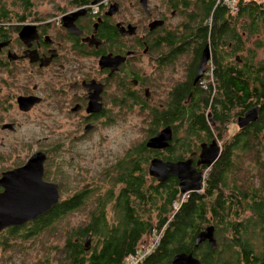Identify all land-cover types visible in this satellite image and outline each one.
I'll return each mask as SVG.
<instances>
[{"label":"flooded vegetation","instance_id":"obj_1","mask_svg":"<svg viewBox=\"0 0 264 264\" xmlns=\"http://www.w3.org/2000/svg\"><path fill=\"white\" fill-rule=\"evenodd\" d=\"M208 3L209 0H97L95 3L66 0L67 8L56 11L58 15L30 6L25 11L28 17L22 19V13L11 16L5 9L10 15L0 21V110L9 114V121H0V131L15 132L22 122L12 117L28 114L39 105L49 112V117L61 116L71 122L73 141L98 136L99 126L111 124L114 113H127L134 107L150 125L153 120L160 121L159 115L168 113V109L186 112L183 119L163 120L142 141L145 144L148 137L163 127L171 128V139L166 147L145 146L144 170L148 175V164L154 157L163 161L188 159L193 170L202 176L197 191L200 193L208 187L206 179L210 178L212 167L217 162L222 163L221 182L211 187L206 196L212 205L221 202L224 211L213 215L208 208L206 215L207 218H233L235 222H228L225 230L229 232L227 238L235 239L232 228L242 230L243 227L244 230V218L256 217L249 208L259 186L253 179H244L242 167L236 165L237 156L243 153L233 155L234 146L253 139L249 134L255 120L243 126L238 122L250 107H258L257 115L260 109L257 104H249L253 92L250 97L246 96L243 104L235 103L229 111L213 102L214 89L209 97L211 108L200 107L199 96H206V91L214 84L213 57H219L223 65L234 67L238 72L246 57L254 63L264 57L258 59L256 55L261 44L253 37L258 34L257 29L252 34L246 33L239 21L241 18L222 24L223 33L213 38L215 45L209 42L208 34L207 41L197 52L203 26L207 24L208 18L203 14ZM192 28L198 30L193 32ZM189 30L191 35L186 39ZM246 41L250 46H246ZM236 45L240 47L236 49ZM204 48L208 55L196 75ZM252 76L255 79L256 74ZM201 79H206L203 87L199 86ZM203 108L204 120L201 121L198 113H202ZM54 135L47 128L46 134L33 141L36 148L29 154L44 153L43 175L46 159L58 147L56 140L51 139ZM106 136L99 135L98 140ZM232 142L236 145L229 149ZM183 143L188 144L184 147ZM202 146L209 152L208 156L218 148L209 166L199 161ZM227 150L231 151L232 159L229 171L224 167ZM127 157L129 152L124 154V162ZM250 162L254 165L253 160ZM150 178L155 183H163V188L172 181L177 187L175 175L169 174L162 180ZM122 187L120 185L118 191ZM117 192L112 195L118 196ZM207 225L213 226L217 248L218 230L211 223L203 228ZM203 242L208 244L206 240Z\"/></svg>","mask_w":264,"mask_h":264},{"label":"trees","instance_id":"obj_2","mask_svg":"<svg viewBox=\"0 0 264 264\" xmlns=\"http://www.w3.org/2000/svg\"><path fill=\"white\" fill-rule=\"evenodd\" d=\"M20 1L26 6V8L23 6L25 12L29 8L27 0ZM214 2L215 0H209L208 5L204 7L203 16L208 19L207 24L203 26L202 42L199 44L197 52L207 41L208 34L210 37L209 42L213 41L212 43L215 45L213 38L215 35L216 38H219V34L223 33L222 29L220 30L222 24H228L230 21L236 22L239 18L244 21L242 22V28L246 33L252 34L255 29L261 31L260 28L264 31L263 1L236 0L234 9H229L217 3L214 6ZM5 11V8L0 5L1 22L10 15ZM25 16L24 13L21 19ZM191 30L195 32L198 29L192 28ZM190 35L191 32L186 34V39ZM239 47L236 45L235 48L238 49ZM248 54L252 53L248 52ZM213 63L214 84L208 88L206 96L204 94L199 96L202 99L200 107H212L209 97L214 89L216 94L215 96L214 93L212 95L214 96L212 97L213 102L220 104L226 111L234 107L235 103L243 104L247 98L246 96L250 97L252 92L253 96L251 97H253V100L249 104H257L260 109V113L252 123L253 127L250 128L249 136L253 135V139L239 142L237 145L232 142L229 143L230 147H228L233 149V145H236L234 150H239L237 152L252 154L254 165L259 170V186L255 191L257 196L255 195L256 197L251 199L249 208L256 217L244 218L243 220L246 225L252 220L253 226L257 225L256 231L250 229V233L254 232L253 235L256 236V239L259 236L257 251L253 253L252 246L246 242L244 236L246 229L243 230V227L242 230L238 227L232 228L235 239H229V242L226 243L229 246L227 252L232 259L225 258L227 260L225 262L220 261L219 258L222 244L214 249H210L209 245L204 242L199 243L196 247L194 246L196 233L207 223L214 224L218 230V236H220L221 232L225 231V228L227 229L228 222L231 224L235 222L233 218H207L206 215L208 208L213 215L222 214L224 211L221 202L217 203L216 206L212 205L207 197L209 189L216 187L218 182H221L222 163L217 162L212 167L211 176L206 179V182H208L207 189L204 188L205 190L200 193L186 192L184 199H179L181 193H179L174 181L165 188H163L164 184L161 182L155 183L152 180V182L147 183L143 165L144 161L147 162L146 158H143L146 149L144 143L141 142L133 152L136 159L134 161L127 160L125 168L121 170L115 179V182L118 181V184L124 186L117 192L118 196H113V193L109 192V196L107 195L103 203L101 199L97 200V204L89 211L87 222L84 225L68 229L63 243L53 247L57 253L59 264H121L128 254L133 253L139 240L150 237L153 232H159L160 230V238L156 247L137 264H169L172 254L179 251H191L201 264H264V158L259 157V153L264 150V59L254 63L253 59L246 57L240 72L233 69L234 67L223 65L219 57L218 59L213 57ZM232 71L236 72L232 74ZM252 74H256L255 79L257 82H255L256 80ZM204 108L201 110L202 113H198L201 116V121L204 120ZM168 110V113L162 112L159 115L160 121L153 120L151 122V127H153L149 130V134H152L163 120L185 118L186 112H179V110L176 112L172 108ZM192 111L196 115V111ZM194 120L197 119L194 118ZM183 144L185 147L188 143ZM230 152L227 150L228 155L225 154L224 167L226 171H229L232 166ZM91 194L92 190L90 188L74 191L63 199H59L56 205L35 220L22 226L7 227L1 230L0 247L10 246L17 240L26 244L27 241L36 239L38 233L52 223L53 220L83 206ZM110 200L115 201L114 207L119 217V221L113 226L108 224L105 216V205ZM174 202L178 204L177 208L173 205ZM152 213H155L154 218L151 217ZM87 233L90 234L91 243L89 248L85 250L82 239ZM20 248L23 249L24 246H20ZM38 264H51V262L49 258L45 257Z\"/></svg>","mask_w":264,"mask_h":264},{"label":"rangeland","instance_id":"obj_3","mask_svg":"<svg viewBox=\"0 0 264 264\" xmlns=\"http://www.w3.org/2000/svg\"><path fill=\"white\" fill-rule=\"evenodd\" d=\"M259 1L264 2V0ZM65 3L66 0H27L28 7L33 6L43 10L54 11L56 15L59 14V12H56L59 9L63 8L65 10L67 8V6H64ZM0 5L8 10V12H11V16L20 13L23 15L25 13L23 6L24 8L26 6L20 0H0ZM215 5L216 0L214 2ZM239 21L244 22L243 19ZM260 29L261 31L259 30L258 34H254L253 36L257 37L261 42L260 46L256 49L258 59L264 57V31L262 28ZM246 46H250L248 42ZM251 48L254 49V47ZM146 71L149 72L150 70ZM205 80L201 79L199 86L203 87ZM8 116V113H3L0 110V121H9ZM12 118L15 121H21L22 124L15 132L0 131V171L24 163L30 152L36 148V144L33 141L46 134L48 128L50 132L55 134L51 139L54 138L56 140L58 147L51 151L48 159H46L44 175L42 177L50 182H59L60 199L82 188H90L92 194L83 206L67 212L43 228L38 233L36 239L27 241L26 244L17 240L10 246H1L0 264H38L45 257L49 258L51 264H59L57 253L53 247L63 243L68 229L84 225L87 222L89 211L97 204V200L101 199L103 203L107 195L109 196V192L116 193L118 191L120 184L115 185V179L119 175L120 169L123 166L125 167L127 160H135L132 153L138 148L139 143L148 136V132L152 127L145 121L142 112L134 107L128 110L127 113H114V121L111 124L104 127L99 126L98 134L101 136L107 135L106 137H102V140H98L99 135H92L83 140L73 141L70 136L72 134L71 122L65 121L61 116L49 117V112L42 105L34 107L28 114H24L23 116L16 115L15 118ZM67 133L70 134L65 137ZM237 151L239 150H235L233 155ZM128 152L129 157L125 158L124 162L123 156ZM242 153L237 156V159L239 166L243 169V178L248 177L250 180L253 179V182L257 185L260 179L259 170L256 168V165H252L250 162L253 155L248 152ZM260 156L264 158V150L259 153ZM235 160L236 158L233 161ZM230 162L232 164L231 157ZM145 178L147 183L152 182L150 176L146 175ZM185 196L186 193H181L179 199H184ZM177 206L178 204L175 208ZM244 214H249V212H245ZM105 216L110 226L119 221L113 200L106 203ZM154 216L155 213H152L151 217L154 218ZM249 222L245 226L246 231H244V236L246 242L253 247V253H255V248L259 244L257 240L259 236L256 239V236L253 235L254 232L250 233V229H255L256 231L257 225L253 226V220ZM221 233L218 236L217 244H222L219 258L221 259L220 261L225 262L227 261L226 259H232L227 252L229 246L226 245L230 238H227L229 232L226 230ZM152 238L153 236L144 237L137 243L143 242V244H146ZM20 246H24V248L21 249Z\"/></svg>","mask_w":264,"mask_h":264},{"label":"water","instance_id":"obj_4","mask_svg":"<svg viewBox=\"0 0 264 264\" xmlns=\"http://www.w3.org/2000/svg\"><path fill=\"white\" fill-rule=\"evenodd\" d=\"M97 0H92L95 3ZM208 52L203 49L200 64L197 70L200 73L202 64L206 61ZM258 107L253 106L246 110L239 118V126L256 120ZM171 139V128L163 127L145 140V146L150 148H164ZM218 148L215 147L208 156L202 146L199 161L209 166L216 157ZM44 153L35 151L26 161L15 168L0 172V231L13 226H22L33 221L59 202L60 193L56 182L43 179ZM148 175L156 180H162L167 175H175L180 193L198 191L200 189L201 174L196 173L190 165V160L163 161L152 158L148 164ZM207 241L210 248L216 246L213 235V226L207 225L198 231L194 237V246ZM90 234L83 237V248H89ZM169 264H201L191 251H179L172 255Z\"/></svg>","mask_w":264,"mask_h":264},{"label":"built area","instance_id":"obj_5","mask_svg":"<svg viewBox=\"0 0 264 264\" xmlns=\"http://www.w3.org/2000/svg\"><path fill=\"white\" fill-rule=\"evenodd\" d=\"M235 0H216L217 4L224 5L226 7H233ZM159 232L152 233V240L146 244L140 242L136 244L133 253L128 254L121 264H137L139 263L146 255H148L158 244L160 238ZM151 236V237H152Z\"/></svg>","mask_w":264,"mask_h":264},{"label":"bare ground","instance_id":"obj_6","mask_svg":"<svg viewBox=\"0 0 264 264\" xmlns=\"http://www.w3.org/2000/svg\"><path fill=\"white\" fill-rule=\"evenodd\" d=\"M234 6H235V4H234ZM234 6H233V7H228V8H229V9H234V8H235ZM186 160H188V159H186ZM173 205H174V206H176V205H177V203H176V202H174V203H173ZM150 237H151V235H150Z\"/></svg>","mask_w":264,"mask_h":264}]
</instances>
